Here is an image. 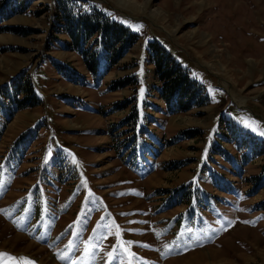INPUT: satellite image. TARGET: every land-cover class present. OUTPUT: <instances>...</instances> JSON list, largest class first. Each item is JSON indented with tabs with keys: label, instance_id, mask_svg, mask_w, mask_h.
<instances>
[{
	"label": "rangeland",
	"instance_id": "rangeland-1",
	"mask_svg": "<svg viewBox=\"0 0 264 264\" xmlns=\"http://www.w3.org/2000/svg\"><path fill=\"white\" fill-rule=\"evenodd\" d=\"M60 2L138 36L76 49ZM149 42L206 102L161 96ZM262 131L264 0H0V264H264Z\"/></svg>",
	"mask_w": 264,
	"mask_h": 264
},
{
	"label": "trees",
	"instance_id": "trees-1",
	"mask_svg": "<svg viewBox=\"0 0 264 264\" xmlns=\"http://www.w3.org/2000/svg\"><path fill=\"white\" fill-rule=\"evenodd\" d=\"M59 5V10L62 12L61 20L65 22L66 26H70L71 29L66 28V32L71 39H73L74 45L76 44V49L81 42L83 43L87 37L89 38L97 31L106 37L107 40L108 38H113L119 40L120 42H123L125 38H127L128 41L130 40L131 42H134L138 36L129 28L111 20L108 16L104 15L103 12L96 8L92 9L90 12L78 13V11L73 12L69 10L67 5L64 3ZM78 27H81V30H79ZM72 28L75 32L72 31ZM149 45H151L150 49L152 53L150 63L154 65L157 77L162 82L160 93L166 101L169 99L172 102L173 100L176 101L180 96L183 99H190L192 101L196 99L198 101L193 104L180 102L181 107L179 110H187L207 101V94L204 87L197 80L190 77L186 68L179 66L167 53L162 50L160 46L154 42H149ZM104 46L105 45L102 44V48H104ZM81 54L83 55V51H81ZM87 59L90 60V62L86 61L87 67L90 70H94V62L96 60L93 61V59L88 57ZM129 83L130 81L125 79L123 85ZM20 84L21 86L18 85L16 89L17 94H19V98L15 97L17 108H23L31 104L27 101V99L33 93V89L31 88L27 77H25L24 81ZM32 105H34L33 102Z\"/></svg>",
	"mask_w": 264,
	"mask_h": 264
},
{
	"label": "snow or ice",
	"instance_id": "snow-or-ice-1",
	"mask_svg": "<svg viewBox=\"0 0 264 264\" xmlns=\"http://www.w3.org/2000/svg\"><path fill=\"white\" fill-rule=\"evenodd\" d=\"M141 91H143V90H141ZM242 123L244 124V126L245 127H251V123L249 122V121H242ZM255 130V129H254ZM261 135H264V131H262L261 132ZM71 227V226H70ZM75 234V233H74ZM71 243V242H70ZM124 243H126V244H128V245H130L131 243H133V242H131V241H127V242H124ZM85 248H84V253H83V255H82V257H81V259H87L88 258V254L90 253V251H91V248L87 245V242H85ZM3 255H6V254H3V253H0V256H3ZM109 256L110 257H112V254L111 253H109ZM62 259H63V257H61ZM22 259H24V258H22ZM73 264H75V262L73 261Z\"/></svg>",
	"mask_w": 264,
	"mask_h": 264
}]
</instances>
